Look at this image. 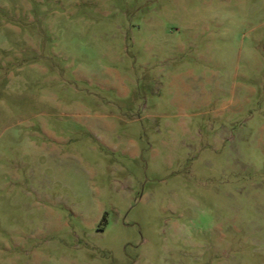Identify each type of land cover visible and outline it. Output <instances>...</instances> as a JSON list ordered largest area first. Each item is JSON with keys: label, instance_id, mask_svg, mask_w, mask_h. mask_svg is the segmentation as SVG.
I'll list each match as a JSON object with an SVG mask.
<instances>
[{"label": "rangeland", "instance_id": "374dc122", "mask_svg": "<svg viewBox=\"0 0 264 264\" xmlns=\"http://www.w3.org/2000/svg\"><path fill=\"white\" fill-rule=\"evenodd\" d=\"M0 264H264V0H0Z\"/></svg>", "mask_w": 264, "mask_h": 264}]
</instances>
